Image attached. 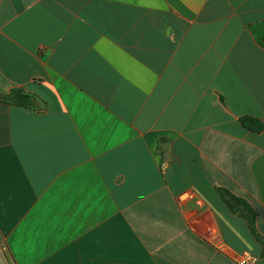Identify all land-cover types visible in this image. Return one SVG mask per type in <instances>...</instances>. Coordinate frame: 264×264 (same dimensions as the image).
Masks as SVG:
<instances>
[{"label":"crops","instance_id":"crops-1","mask_svg":"<svg viewBox=\"0 0 264 264\" xmlns=\"http://www.w3.org/2000/svg\"><path fill=\"white\" fill-rule=\"evenodd\" d=\"M264 0H0V264H264Z\"/></svg>","mask_w":264,"mask_h":264},{"label":"trees","instance_id":"trees-1","mask_svg":"<svg viewBox=\"0 0 264 264\" xmlns=\"http://www.w3.org/2000/svg\"><path fill=\"white\" fill-rule=\"evenodd\" d=\"M255 33L258 35L260 41L264 43V24L256 27ZM0 100L18 107L31 108L33 107L34 97L23 90H14L9 95H1Z\"/></svg>","mask_w":264,"mask_h":264},{"label":"built area","instance_id":"built-area-1","mask_svg":"<svg viewBox=\"0 0 264 264\" xmlns=\"http://www.w3.org/2000/svg\"><path fill=\"white\" fill-rule=\"evenodd\" d=\"M256 261L257 258L250 253H245L244 255H242L237 259L238 264H255Z\"/></svg>","mask_w":264,"mask_h":264}]
</instances>
